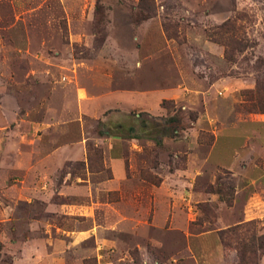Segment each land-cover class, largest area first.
<instances>
[{"label": "rangeland", "instance_id": "374dc122", "mask_svg": "<svg viewBox=\"0 0 264 264\" xmlns=\"http://www.w3.org/2000/svg\"><path fill=\"white\" fill-rule=\"evenodd\" d=\"M263 75L264 0H0V264H241Z\"/></svg>", "mask_w": 264, "mask_h": 264}, {"label": "trees", "instance_id": "16d2710c", "mask_svg": "<svg viewBox=\"0 0 264 264\" xmlns=\"http://www.w3.org/2000/svg\"><path fill=\"white\" fill-rule=\"evenodd\" d=\"M256 96H257V107L259 108V110L264 112V75H263V78H261L257 82ZM253 223L254 221L250 220V221H246L245 223L235 224L225 229H219L217 232H218L221 243L224 246H227L228 244L226 240L230 232L234 233L237 229H241L242 227L251 225ZM250 237H251L250 240L246 242L245 244L246 246L243 245V248L247 249L251 255L246 257V253L244 252V250H241L240 247L238 246L235 247L241 264H245L247 258H248L247 259L248 261L253 260V258H255V252L257 251V248H262L264 246V233L258 236H256V234H252ZM256 239H259L260 243L257 244Z\"/></svg>", "mask_w": 264, "mask_h": 264}, {"label": "crops", "instance_id": "0c3cea01", "mask_svg": "<svg viewBox=\"0 0 264 264\" xmlns=\"http://www.w3.org/2000/svg\"><path fill=\"white\" fill-rule=\"evenodd\" d=\"M246 185L253 184L255 187H257L260 190L255 191L254 193L257 194L259 197H263L260 195H264V170H261V173L257 174L256 176H250L248 180L245 181ZM260 187V188H259ZM238 192V191H237ZM250 198V196H249ZM264 205V202H263ZM245 220H248L250 218H256V219H261L264 222V213L256 216H247V213L244 214ZM247 216V217H246Z\"/></svg>", "mask_w": 264, "mask_h": 264}]
</instances>
